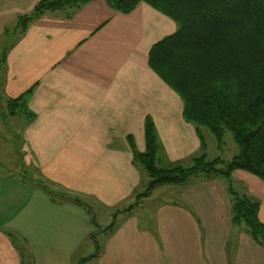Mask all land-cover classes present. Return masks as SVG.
I'll list each match as a JSON object with an SVG mask.
<instances>
[{"label": "crops", "instance_id": "crops-1", "mask_svg": "<svg viewBox=\"0 0 264 264\" xmlns=\"http://www.w3.org/2000/svg\"><path fill=\"white\" fill-rule=\"evenodd\" d=\"M41 1L0 0V264H78L92 253L91 219L128 207L148 181L134 162L146 120L158 166L201 154L182 99L149 65L150 50L177 31L170 18L144 3L124 14L90 0L17 31ZM18 160L22 175L10 167ZM198 177L176 185L174 200L148 199L101 229L86 264H264V249L231 224L225 182ZM231 180L258 202L264 225V182L240 170Z\"/></svg>", "mask_w": 264, "mask_h": 264}, {"label": "trees", "instance_id": "trees-1", "mask_svg": "<svg viewBox=\"0 0 264 264\" xmlns=\"http://www.w3.org/2000/svg\"><path fill=\"white\" fill-rule=\"evenodd\" d=\"M90 0H44L29 15L18 17L17 31L49 11L73 10ZM119 13H130L144 3L170 18L177 31L149 52L150 67L180 96L183 117L195 126L201 154L193 165L159 168L158 143L149 120L145 121V151L134 153V162L145 172L148 183L134 195L126 213L156 188L181 185L192 176H219L228 183L231 224L241 228L264 249V225L258 219V202L232 187L231 173L247 172L264 182V0H106ZM5 49H2V53ZM22 98L10 102L15 115ZM206 128L221 151L229 133L238 147L229 161L207 160L199 133ZM130 141V140H129ZM131 144V141H130ZM219 167V168H217ZM41 186V185H40ZM48 194L51 190L41 186ZM50 194V195H51ZM78 204L79 200L76 201ZM114 217V215H113ZM92 225L94 219H91ZM110 225L103 231L112 230Z\"/></svg>", "mask_w": 264, "mask_h": 264}, {"label": "rangeland", "instance_id": "rangeland-1", "mask_svg": "<svg viewBox=\"0 0 264 264\" xmlns=\"http://www.w3.org/2000/svg\"><path fill=\"white\" fill-rule=\"evenodd\" d=\"M62 12V11H61ZM18 24V23H17ZM16 30H18L19 29V25H16V28H15ZM15 37V36H14ZM14 37H12V38H10L8 41H7V44H8V42L9 41H11V40H13V39H15ZM16 113H18V112H16ZM8 117H10V116H8ZM13 122L15 123V122H17V119L16 118H14L13 119ZM198 132V131H197ZM202 133V137H203V139L205 140V145H207V154H206V158H207V160H213V159H215V158H221L222 160H225V161H229L232 157H233V155H235V154H237V152H238V147L236 146V144L233 142V140H232V138H231V136H230V134L229 133H227V132H225V134H224V136H223V147H222V149H221V151L219 150V149H215V138L209 133V131L206 129V128H200V130H199V133ZM200 133V134H201ZM211 136V137H210ZM211 138V139H210ZM157 166H158V164H156ZM193 165V162L191 161L188 165H184V166H182V167H190V166H192ZM12 169H13V171L15 172V173H19V175H22V169H26L21 163H20V161L18 160V161H14V162H12V164H11V166H10ZM21 167V168H20ZM159 168H162V167H160V166H158ZM33 167H30V168H28V172L30 171V170H33L32 169ZM217 168H219V167H217ZM163 169H167V168H163ZM143 171V170H142ZM31 175H32V171H30L29 172ZM143 173L145 174V172L143 171ZM146 175V174H145ZM33 176H35V175H33ZM201 176H203V175H201ZM35 177H37V176H35ZM198 177V176H197ZM197 177L196 176H192V177H190L189 178V180L188 181H186L185 183H183V184H186V183H188V185H190V183H191V181H192V179H194V180H196L197 179ZM199 178V177H198ZM147 179H148V177H147ZM220 179H222L224 182H225V184H226V186L228 185V183L225 181V179H223L222 177H220ZM149 181V180H148ZM148 181H147V183H148ZM147 183L145 184V185H147ZM183 184H181V185H183ZM233 185H232V187H233V189H234V192H236L239 196H241V195H243L244 193H245V188H243L241 185H239V184H234V183H232ZM145 185H143V187H142V189L140 190V192L141 191H143L144 190V188H145ZM170 186V187H169ZM180 187H183V186H180ZM158 188V189H157ZM177 188L178 187H176V185L175 186H171V185H164V186H160V187H156L151 193H150V195L147 197V198H141V200L139 201V203L137 204V206H135L133 209H135V210H137V208H140V207H143L144 205H145V201L146 200H148V199H150L151 201H154V202H158V201H165V200H171V199H173L174 200V198H173V195H174V190H177ZM54 189H56V187L54 188ZM179 190V189H178ZM176 195H174V197H175ZM178 198V197H177ZM133 200H134V198H133ZM178 200V199H177ZM140 205V206H139ZM127 208L128 207H126V208H123V209H118V210H116V211H113L112 213H109L108 214V216L106 215V214H99L98 215V217L96 216L95 217V219H96V221L98 222V224H99V228H97L96 227V225H93V227H92V230H91V236H90V239L93 241L92 243H91V245L89 244H87V246H91V247H89V248H91V250H92V253H93V251H94V249H95V243H94V241H96V244H97V246H98V243L100 244V242L99 241H101V239L103 238L102 236V234H99V233H101L100 231H101V229H105L106 227H108V226H110L111 224L112 225H114L115 223H117V222H119L120 221V219L122 218V215H125L126 214V212H125V210H127ZM92 209H94L93 207H92ZM138 211V210H137ZM113 215H114V217H113ZM95 216V213H93V217ZM98 218V219H97ZM86 219H87V222L89 223V218L88 217H86ZM94 219V218H93ZM95 219H94V223H96V221H95ZM13 242L15 243V241L13 240ZM82 252H84V249H81L80 250V252H79V254L80 253H82ZM92 253H90V254H92ZM89 254V255H90ZM27 254H26V252H25V254H24V256H26ZM84 257H86V256H84ZM83 257V258H84Z\"/></svg>", "mask_w": 264, "mask_h": 264}, {"label": "water", "instance_id": "water-1", "mask_svg": "<svg viewBox=\"0 0 264 264\" xmlns=\"http://www.w3.org/2000/svg\"><path fill=\"white\" fill-rule=\"evenodd\" d=\"M94 243H95V249H94L93 253L88 255V256H86V257H84V258H82L79 261L78 264H86L87 262H89L91 259H93L96 256V253H97V250H98V246L96 244V241H94Z\"/></svg>", "mask_w": 264, "mask_h": 264}]
</instances>
